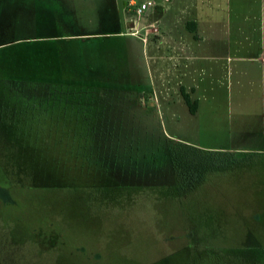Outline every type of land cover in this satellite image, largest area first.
<instances>
[{
    "label": "rangeland",
    "instance_id": "rangeland-1",
    "mask_svg": "<svg viewBox=\"0 0 264 264\" xmlns=\"http://www.w3.org/2000/svg\"><path fill=\"white\" fill-rule=\"evenodd\" d=\"M130 1L0 0V264H264V0ZM168 140L242 153L175 187Z\"/></svg>",
    "mask_w": 264,
    "mask_h": 264
},
{
    "label": "trees",
    "instance_id": "trees-1",
    "mask_svg": "<svg viewBox=\"0 0 264 264\" xmlns=\"http://www.w3.org/2000/svg\"><path fill=\"white\" fill-rule=\"evenodd\" d=\"M13 82V81H12ZM7 83L8 87L10 89H12V95L13 92H16L20 95L23 96L22 91H24L25 89V85L26 84H20L18 82L14 83ZM28 95H33L32 97L30 96H26L25 98L30 100L31 102V106L29 107V110L31 111L30 113H35L36 116L38 115H46L47 113H54L52 111H54L55 109H57V115H60L61 117H63V115H65L67 106H59L61 105L60 103V99L58 98L56 99H49L48 96L42 94V93H37L36 91L32 92H28ZM91 94V93H90ZM180 94L181 97L184 101V103L188 106V109L191 113H194L196 111V104L195 102L190 100V95L184 91L183 88H180ZM28 97V98H27ZM90 97V96H89ZM93 97L91 99V103L90 105L93 104ZM62 107V108H61ZM94 106H92V109H95V112H97V114H99L100 109L99 107L97 108H93ZM64 110V111H63ZM89 118H85L87 121L91 120L90 117V112L88 113ZM78 116H82L79 115ZM25 123V122H24ZM84 124H86V122H83ZM82 123V124H83ZM168 154L170 156V160H171V165L173 166L174 169V175H175V180H176V185L175 187L179 186V187H187L189 186V188H192V185L194 184V179L195 176L198 175V170L196 169L198 167V165L200 164H206L207 163H212L213 164L215 162H217L218 160H220L221 157H223L224 155H234V154H240L242 152H236V151H222V150H202L196 147H192L190 145H187L185 143H181V142H173L168 140ZM192 151V152H190ZM186 152H190L192 155V157L188 156ZM196 154V155H195ZM200 156V157H199ZM201 156H203L205 158V160L203 158H201ZM186 158V159H185ZM186 161V162H185ZM213 164H211L213 166ZM187 165V166H186ZM211 165L207 164V167L210 168ZM186 167V168H185ZM191 173V174H189ZM192 183V185H191ZM2 196V195H1Z\"/></svg>",
    "mask_w": 264,
    "mask_h": 264
},
{
    "label": "crops",
    "instance_id": "crops-1",
    "mask_svg": "<svg viewBox=\"0 0 264 264\" xmlns=\"http://www.w3.org/2000/svg\"><path fill=\"white\" fill-rule=\"evenodd\" d=\"M153 8L154 7L150 8V9H153ZM177 8H178V10L184 9L185 10L184 12H187L188 9L191 8L188 12L189 13H192V16H190L189 19L186 20V24H185L186 27L189 26V30L190 31H188V34H185L186 36L183 37L184 38V40H183L184 48L183 49L180 48L181 47L180 45H182L181 42L178 41V42H174V43H175V45H177V46L179 45L180 46V47H177V48L179 49V51L182 52L183 55H185V57H187V58L188 57H192V55H193L192 53H189L188 54V52H189L188 50H189V47L191 46V42L192 41L200 42V41H202L204 39L202 36H199V38L197 40H195L193 38V36L196 37L197 32H198L197 30H199V31L201 30L202 22L199 21L197 15H195V13H197V10L196 9H199L200 10L201 8L199 6H192V7H190V6H184L182 8L177 6ZM130 28H131V25H130ZM174 38H176V37H174ZM176 40H178V39L176 38ZM259 43L261 45H264V37H260L259 38ZM262 47H260V49H257L256 52H255V54L251 55L250 59L253 62H257V60L260 61L259 66H260V68H263L264 69V46H262ZM187 58H183V59L185 60ZM185 92H187V91H185ZM230 151H234V149H231Z\"/></svg>",
    "mask_w": 264,
    "mask_h": 264
},
{
    "label": "built area",
    "instance_id": "built-area-1",
    "mask_svg": "<svg viewBox=\"0 0 264 264\" xmlns=\"http://www.w3.org/2000/svg\"><path fill=\"white\" fill-rule=\"evenodd\" d=\"M130 5H133V14L135 15V18H139L143 14L146 13V11L152 7L155 6L154 1L152 0H145L135 3L133 0L130 1Z\"/></svg>",
    "mask_w": 264,
    "mask_h": 264
}]
</instances>
